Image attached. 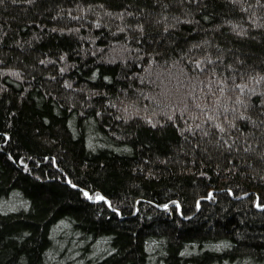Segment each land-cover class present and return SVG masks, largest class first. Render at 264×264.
Returning a JSON list of instances; mask_svg holds the SVG:
<instances>
[{"label": "trees", "instance_id": "obj_1", "mask_svg": "<svg viewBox=\"0 0 264 264\" xmlns=\"http://www.w3.org/2000/svg\"><path fill=\"white\" fill-rule=\"evenodd\" d=\"M154 3L0 2V133L12 136L0 151V264H264V209L254 205V194L264 202V129L238 120L223 134L236 140L231 152L202 133L209 115L226 127L232 118L223 113L238 93L221 95L217 83L233 75L226 65L264 63V3L168 0L164 14L180 21L169 33L147 16ZM124 9L136 15L109 14ZM205 53L214 68L189 67ZM166 113L176 118L160 123ZM6 152L30 158L32 171ZM67 178L104 192L124 216ZM176 200L184 216L159 207Z\"/></svg>", "mask_w": 264, "mask_h": 264}, {"label": "snow or ice", "instance_id": "obj_2", "mask_svg": "<svg viewBox=\"0 0 264 264\" xmlns=\"http://www.w3.org/2000/svg\"><path fill=\"white\" fill-rule=\"evenodd\" d=\"M2 2V0H0ZM29 3L32 2V0H28ZM181 3L184 2V0H180ZM199 2V0H197ZM233 3H236L237 0H232ZM260 3H264V0H258ZM104 5L100 4V8H103ZM147 7V6H146ZM155 7H159L161 11L159 13L155 12ZM168 7V0H155L153 11L148 12L147 16L151 19L153 16H155V19L151 22L156 24L162 31V33H169L170 29L177 28L180 21L175 17L164 14V10ZM89 8H91V5H89ZM110 15L117 16L120 19H123L125 15L127 16H135L136 13L134 12H128L127 9H124L120 13L111 12ZM207 19V17H205ZM251 19V17H249ZM188 23H192V19H189L187 21ZM225 23L231 24V21H225ZM97 25H99V21H97ZM131 28L132 25H129ZM238 27V26H237ZM135 29L138 30L142 35L145 32V23L143 22H137L135 24ZM122 29H118V31H121ZM233 31H236V28L232 29ZM239 35H247V32L244 30H240ZM199 44H193L190 46L191 48H199ZM184 55H188V53H184ZM63 59V57H61ZM221 59L220 56H216L215 60L219 61ZM213 60V57L210 54L205 53V55L200 59H191L189 63V67L196 68L200 71H207L209 70V67L211 65V62ZM43 63V61H41ZM212 68H214V65H211ZM227 68H231L233 70V75L229 77L228 80L225 79H219L217 83L220 85L219 92L221 95H223L227 90L234 89L238 93V95L235 98V102L231 106L230 110H225L223 115L225 117L231 116V119H227V127L225 126V123L223 121H220L216 115H209L208 119L204 122L208 126V130H204L201 125L197 124L196 128H202V133L204 136L209 137V143L215 144L218 148L223 147L225 151L231 152L233 147L236 144V140L232 139L231 143H227V141L224 138L225 133H230L232 130H236L238 125L237 121H241L244 123H251L253 125V129L255 130L257 127H260L261 129H264V119H254V116H264V63H262L260 66L255 65H247L244 60H237V64H228L226 65ZM63 71V69H61ZM16 74V73H14ZM236 77L240 78V83H236L235 79ZM104 79L108 80L110 77L105 76ZM249 82L251 83V87L249 86ZM199 83H203V81H200ZM65 84L67 87L71 88L72 85L69 84L67 81H65ZM209 88L212 87L211 84L208 85ZM259 89V90H258ZM212 95L216 97L217 103H219L220 97L216 96V93L213 92ZM254 96L257 101H259V105H256L255 101L251 100L250 97ZM231 99V97H229ZM239 105L240 108L238 109L236 106ZM186 107V106H185ZM201 107L200 105H197V108ZM206 108H210V106L205 105ZM221 107H224L221 105ZM252 108H256V112H251L250 110ZM216 112H219L220 109H215ZM166 119L160 121V123H167L168 121L174 120L176 118V114H165ZM180 115H184V113H180ZM146 120L148 123L153 124V127L156 126V124L153 122L154 118L153 116H146ZM208 121H211V124H208ZM179 127V125H177ZM219 130V132H216V130ZM188 131H192L191 128L188 129ZM216 135L219 136L218 139L213 140L212 136ZM12 140V136L8 131H3L0 133V151H6L7 146L10 145V142ZM245 142H248V137H245ZM207 151V149H205ZM239 151V149H237ZM8 158L12 160L15 163H18L20 166H22L24 172H31L32 169L28 166L27 160L30 159L28 157H21L18 155H13L12 152H6ZM259 158L264 161V152L257 154ZM45 159L50 160V162L55 164L56 158L55 157H45ZM56 167L59 168V165L56 164ZM62 171V170H61ZM206 175V173H203ZM66 175V174H65ZM51 179V177H50ZM66 183L71 186L72 188H75L78 190V192L85 198V200L93 202L97 205H106L107 209H110L113 213H115L118 216L123 217L124 212L120 207H117L114 205L112 199L105 194L104 192L97 190V189H90L89 187H82L80 183L74 182L71 178H67ZM229 194L235 195L236 193L233 191L232 188H229L228 190ZM215 195V192H209L207 195V199H212ZM241 195L248 196V192H242ZM256 196V199L254 200V205L257 208L264 209V202L261 201V198L259 194H254ZM154 203V202H153ZM170 204H173L176 206L177 210H179L180 216H184V212L181 209L180 201H170V203H163L160 204L159 207L163 209H169ZM25 207H29L30 205L25 204ZM196 206L200 207V200H196ZM3 211V208H0V212ZM137 212H139V209H136ZM63 223V221H61ZM30 233H23L21 236L18 237V239H24L26 236H30ZM116 248H112V252H116Z\"/></svg>", "mask_w": 264, "mask_h": 264}]
</instances>
